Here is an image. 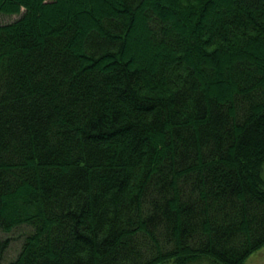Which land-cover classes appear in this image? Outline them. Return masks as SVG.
Returning a JSON list of instances; mask_svg holds the SVG:
<instances>
[{"label": "trees", "instance_id": "obj_1", "mask_svg": "<svg viewBox=\"0 0 264 264\" xmlns=\"http://www.w3.org/2000/svg\"><path fill=\"white\" fill-rule=\"evenodd\" d=\"M10 264H245L264 248V0H0Z\"/></svg>", "mask_w": 264, "mask_h": 264}, {"label": "rangeland", "instance_id": "obj_2", "mask_svg": "<svg viewBox=\"0 0 264 264\" xmlns=\"http://www.w3.org/2000/svg\"><path fill=\"white\" fill-rule=\"evenodd\" d=\"M18 17H6L1 16L0 17V23H9L13 22ZM262 176L264 178V166H263V172ZM33 228L27 225H22L20 227H17L13 229L9 233H2L1 238L4 240H8L9 246L4 254L3 260L1 264H10L14 262L18 256L20 255L23 245L25 244L26 239L32 234ZM168 264H173L168 263ZM202 264H208L207 262H204ZM245 264H264V248L253 254L249 257V259L245 262Z\"/></svg>", "mask_w": 264, "mask_h": 264}]
</instances>
